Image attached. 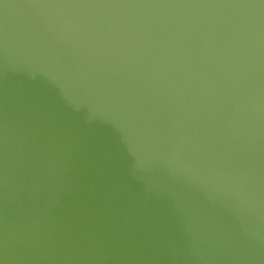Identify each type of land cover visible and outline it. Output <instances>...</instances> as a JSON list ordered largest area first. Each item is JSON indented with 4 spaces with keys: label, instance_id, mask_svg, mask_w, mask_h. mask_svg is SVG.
Listing matches in <instances>:
<instances>
[{
    "label": "water",
    "instance_id": "1",
    "mask_svg": "<svg viewBox=\"0 0 264 264\" xmlns=\"http://www.w3.org/2000/svg\"><path fill=\"white\" fill-rule=\"evenodd\" d=\"M0 264H264V0H0Z\"/></svg>",
    "mask_w": 264,
    "mask_h": 264
}]
</instances>
